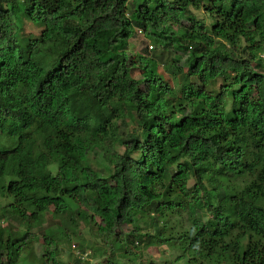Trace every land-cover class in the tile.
<instances>
[{"label":"trees","instance_id":"16d2710c","mask_svg":"<svg viewBox=\"0 0 264 264\" xmlns=\"http://www.w3.org/2000/svg\"><path fill=\"white\" fill-rule=\"evenodd\" d=\"M130 1L24 0L35 37L0 0L1 218L25 227L0 224V264L48 214L89 226L104 264H137L139 243L264 264V0ZM58 230L44 264H64Z\"/></svg>","mask_w":264,"mask_h":264},{"label":"rangeland","instance_id":"374dc122","mask_svg":"<svg viewBox=\"0 0 264 264\" xmlns=\"http://www.w3.org/2000/svg\"><path fill=\"white\" fill-rule=\"evenodd\" d=\"M23 1L24 0H18V1L16 0V2H13L14 4L10 5V9L16 15H18L24 28V32H23L24 35L32 34V36L37 37L41 33L43 26L41 24H36L31 20H28L26 13L27 10ZM130 3H132V0L130 1ZM194 13L199 17H204V14L201 11L195 10ZM205 20L206 22H211V18L209 17H205ZM183 22L188 23L189 21L188 19H185L183 20ZM130 41H131V50L133 52H143L142 50L148 44V39L141 34L139 37L136 36L131 38ZM261 57L263 58V62H264V52H262ZM188 69L189 67L184 65L181 68V72L187 71ZM135 76L141 78V74L138 70L135 72ZM93 122L94 121L91 120L92 125ZM126 128L128 129V126H126ZM7 133H9L8 128H5L3 130L0 129V134H7ZM120 150L123 152L124 148L120 147ZM93 155L98 157L97 153ZM90 160L94 162L95 165H98L96 159H94L93 157H90ZM50 167L53 169L52 170L53 173H55L57 170V163L52 164ZM1 194H0V224L6 226L10 221H12L16 229L20 231L24 230L25 229L24 225L20 224L18 221H15L13 219L11 220L10 218H1L2 207H4L5 205L7 206V204L9 203H14L13 196L8 195L7 193H4L5 196ZM7 208L9 209L8 211L15 214L12 205L7 206ZM47 218L48 219L46 220V222L32 229L34 232H36V235L38 237L36 238V240H33L32 244L30 243L27 247H25V249L22 251L20 255L17 264L46 263L45 258L43 257V253H44L43 233L49 232L51 228H59L58 231L61 233L65 232V230L68 233H70L69 240L64 239L59 241L60 249L58 255L59 258L64 262V264L74 263L77 256L81 257L82 264H84L86 261H88L90 264H104L105 255L103 252L104 248L103 246H101L102 240L101 239L97 240V238H95L89 226L85 225L84 223H81V225H77L76 227L72 223H69L68 226H66L65 223L61 224L59 220H57V222L56 220H54L55 221L54 223H50L53 222L52 221L53 219L50 217L49 214L47 215ZM176 218H178V216ZM176 221L184 226H187L189 223L186 214L183 215V218L176 219ZM126 227H123V230L126 231L127 230ZM137 246L138 247L134 250L136 251L137 255L129 254V256H131L132 258L134 256L137 257V262H138L137 264H140L141 262H144L146 264H156V263L157 264H190V260L192 257L190 255L191 254L190 251L186 250V253H184L183 249L180 247L177 248L169 245L146 246V243H141V244L139 243L137 244ZM180 254H182L183 256ZM122 259L126 260L125 258ZM207 264H212V263L207 262Z\"/></svg>","mask_w":264,"mask_h":264},{"label":"built area","instance_id":"2783aa9c","mask_svg":"<svg viewBox=\"0 0 264 264\" xmlns=\"http://www.w3.org/2000/svg\"><path fill=\"white\" fill-rule=\"evenodd\" d=\"M152 46H150V48H151Z\"/></svg>","mask_w":264,"mask_h":264}]
</instances>
